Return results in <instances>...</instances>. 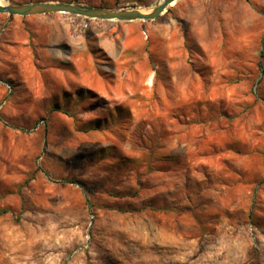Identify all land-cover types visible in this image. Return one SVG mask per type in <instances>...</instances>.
Wrapping results in <instances>:
<instances>
[{"label":"rangeland","instance_id":"1","mask_svg":"<svg viewBox=\"0 0 264 264\" xmlns=\"http://www.w3.org/2000/svg\"><path fill=\"white\" fill-rule=\"evenodd\" d=\"M6 17L0 264H264V0H180L145 25L181 33L182 52L122 71L102 52L44 66L37 49L31 70ZM226 155L236 173L219 169Z\"/></svg>","mask_w":264,"mask_h":264},{"label":"crops","instance_id":"2","mask_svg":"<svg viewBox=\"0 0 264 264\" xmlns=\"http://www.w3.org/2000/svg\"><path fill=\"white\" fill-rule=\"evenodd\" d=\"M43 2H59L96 7L116 9L122 5V0H41ZM8 23L7 48L14 50L21 48L22 56L29 59L28 67L35 68L32 50H38L39 59L44 66H49L62 51L68 50L80 53L91 60L94 66L95 52L105 54L119 70L127 64V58L131 62L141 61L143 67L150 57L159 60L164 56L174 58L176 53L182 52L183 42L181 33L171 32L159 25L149 26L146 22H110L89 20L63 14H44L30 17H6ZM89 33L86 36L85 33ZM147 33L149 35H147ZM156 34V36H151ZM149 36V37H148ZM148 39L151 41L146 42ZM161 39V40H160ZM160 40V41H159ZM33 46V47H32ZM104 65V64H102ZM144 70V69H143ZM122 71V70H121ZM139 71V70H138ZM219 158V157H218ZM224 158L220 167L224 173H236L237 165L226 164L232 156H220ZM214 165L215 171L218 168ZM213 168V167H212ZM223 182V210L228 217L223 218L221 225L233 226L237 223V211L239 205V186L237 178L234 182L226 174ZM248 193V191H247Z\"/></svg>","mask_w":264,"mask_h":264},{"label":"water","instance_id":"3","mask_svg":"<svg viewBox=\"0 0 264 264\" xmlns=\"http://www.w3.org/2000/svg\"><path fill=\"white\" fill-rule=\"evenodd\" d=\"M180 0H160L148 12L137 9L111 10L96 7H83L65 2H37L29 4L7 3L0 5V14L11 17H30L44 14H63L87 20L110 22H149L156 20L172 3Z\"/></svg>","mask_w":264,"mask_h":264},{"label":"bare ground","instance_id":"4","mask_svg":"<svg viewBox=\"0 0 264 264\" xmlns=\"http://www.w3.org/2000/svg\"><path fill=\"white\" fill-rule=\"evenodd\" d=\"M6 4V2H3L2 0H0V5ZM174 5V3H172L170 6Z\"/></svg>","mask_w":264,"mask_h":264},{"label":"trees","instance_id":"5","mask_svg":"<svg viewBox=\"0 0 264 264\" xmlns=\"http://www.w3.org/2000/svg\"><path fill=\"white\" fill-rule=\"evenodd\" d=\"M86 21H89V20L86 19ZM85 35H86V36H89V33L86 32Z\"/></svg>","mask_w":264,"mask_h":264}]
</instances>
